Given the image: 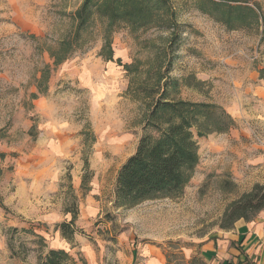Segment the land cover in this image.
Instances as JSON below:
<instances>
[{"label":"rangeland","instance_id":"374dc122","mask_svg":"<svg viewBox=\"0 0 264 264\" xmlns=\"http://www.w3.org/2000/svg\"><path fill=\"white\" fill-rule=\"evenodd\" d=\"M167 1L170 10L145 27L94 14L78 29L83 0H0V264H38L73 214L61 249L75 264H88L84 243L111 264L118 237L123 247L159 244L168 264H200L182 250L226 228L230 205L264 184L261 28L217 21L211 1L220 0ZM236 1L228 3L264 10V0ZM165 78L179 80L170 98L217 104L234 125L194 134L199 160L178 197L116 209V173L140 136L155 134L145 117ZM48 200L62 217L32 220Z\"/></svg>","mask_w":264,"mask_h":264},{"label":"trees","instance_id":"16d2710c","mask_svg":"<svg viewBox=\"0 0 264 264\" xmlns=\"http://www.w3.org/2000/svg\"><path fill=\"white\" fill-rule=\"evenodd\" d=\"M228 1H211L215 19L229 28L245 27L257 31L261 28L260 43L264 47V10L257 4L243 5L246 1L235 5ZM168 10L167 0H83L76 11L77 28L84 26L94 14L110 23L124 22L132 28H140L154 23L155 16L163 18L162 11L167 13ZM166 19H161L162 24L169 26L172 15ZM170 63L169 60L164 72L170 71ZM178 82L177 78H165L163 92L145 117L144 129L151 128L155 134L141 135L134 151L116 173L111 199L116 209L131 207L146 199L178 197L199 160L194 134L202 137L223 133L234 125L230 115L217 104L170 98L167 88H176ZM263 208L264 184H256L230 205L223 215L222 226L230 227L240 218L249 220ZM75 218L76 214H73L70 221L57 225L62 237L71 239ZM38 264L75 263L66 250L50 248L39 256Z\"/></svg>","mask_w":264,"mask_h":264},{"label":"crops","instance_id":"0c3cea01","mask_svg":"<svg viewBox=\"0 0 264 264\" xmlns=\"http://www.w3.org/2000/svg\"><path fill=\"white\" fill-rule=\"evenodd\" d=\"M48 201L50 202L47 206L41 205L42 211L33 215V218L35 215L39 217L32 220L48 224L62 217V213H59L60 203ZM30 204L32 208L37 209V201ZM52 239L54 242H49L50 248L66 246L63 243H66V240L61 237L59 231L54 232ZM192 242H194L192 247L188 246L182 251L187 260H191L192 255L197 253L200 264H264V208L249 220L237 219L232 226L220 228L200 238L195 237ZM80 250L84 252L88 264L100 263L102 255L100 252L99 256L96 255L90 244L84 243ZM163 251L159 244L151 242L123 247L122 238L118 237V242L107 254L106 260H110L111 264H131L135 261L145 264H168Z\"/></svg>","mask_w":264,"mask_h":264},{"label":"built area","instance_id":"2783aa9c","mask_svg":"<svg viewBox=\"0 0 264 264\" xmlns=\"http://www.w3.org/2000/svg\"><path fill=\"white\" fill-rule=\"evenodd\" d=\"M137 264H145V263L140 262V263H137Z\"/></svg>","mask_w":264,"mask_h":264}]
</instances>
